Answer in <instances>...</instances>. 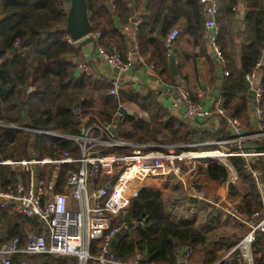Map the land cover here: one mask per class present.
<instances>
[{"label":"trees","instance_id":"trees-1","mask_svg":"<svg viewBox=\"0 0 264 264\" xmlns=\"http://www.w3.org/2000/svg\"><path fill=\"white\" fill-rule=\"evenodd\" d=\"M127 1L107 0L110 5H104L98 0H86L92 33H100L103 49L115 50L123 58L129 48L125 37L119 34L114 19L121 25L126 23L130 11ZM134 1L138 8L146 2ZM167 1L150 0L146 5L151 13L145 20L149 27L148 34L158 31L161 20L168 10L175 19L164 22L161 38L164 39L167 30L174 25L176 19L182 17L186 22L187 33L202 47L204 22L199 0H173L172 8L167 5ZM242 1L244 17L242 29L238 30L240 23L237 21V8L241 0H218L220 9L216 20L219 25V44L225 59L224 70L228 73L222 83L221 104L228 117L239 122L247 131L245 134L250 135L254 133L249 127V110L254 102L249 99L242 79L254 69L264 44V0ZM68 2V0L2 1L1 161L28 160L31 157L29 145L34 147V154L38 158L51 157L58 150H66L75 156L77 148L68 140L52 139L14 128L79 135L81 132L79 118L87 121L86 126L93 123L106 125L115 120L119 106L124 107L125 100H117L110 96L107 85H95L90 77L77 76V68L69 60L76 55L77 48L68 42L69 37L65 32ZM137 41L139 53L150 54V63L162 83L169 87L174 86L175 79L168 68V47L165 43L153 39L150 35H144L140 29ZM258 73L262 87L260 108L263 111V121L260 125L264 131V66L259 68ZM27 88L32 89L31 93H25ZM95 94L100 96L102 102L98 112L93 110L92 96ZM127 99L126 102L133 103L137 111L145 113L147 119L141 118L133 109L132 115H125L118 121L117 137L126 142L139 145L157 144L159 137L168 136V141L164 144L183 146L209 143L228 137L224 121L215 132L190 127L159 104L153 94L147 96L133 94ZM252 145L255 147V153H264V136L256 139ZM209 148L212 147H198L194 150L210 151ZM180 151L177 149V153ZM227 161L238 179L248 189V193L244 197L241 196L236 187L229 183L226 204L244 218H248L252 212H261V197L256 182L245 169V160L241 157H231ZM247 163L251 169L254 168L250 162ZM67 168L70 166L63 167L60 171L59 187ZM228 175L229 170L225 166L209 160L198 164L188 180L206 197H215L220 194L221 186L227 181ZM17 177L7 167L0 166V187L4 192L13 190ZM144 188L145 191L132 200L128 214L119 220L122 234L111 243V251L117 261L127 263L136 254H141L143 264H178L179 254L183 249H189L193 254L205 245L207 237L201 230L189 224L188 219L177 217L173 213L179 206L189 209L200 203L191 199L173 201L177 199L174 196L167 199V193L171 190H179L182 195L184 194L180 181L173 174L152 177L145 182ZM57 191H60V188H57ZM167 200H172L170 210L165 205ZM1 216L7 220L9 230L0 240V244L18 238L20 247H23L27 232H35L33 229L38 227L34 219L8 217L4 212ZM28 225L31 228L27 227ZM243 235L241 232L232 236L234 239L232 243L231 240H227L226 249L231 250ZM252 249L255 256L254 264H264L263 234L255 237ZM92 254H97L94 248ZM219 255L214 250L204 253L201 262L217 264L221 261ZM42 258L54 262L53 264L67 262L63 257ZM234 258L235 255L229 256L220 264H233ZM17 259L20 260V256Z\"/></svg>","mask_w":264,"mask_h":264},{"label":"built area","instance_id":"built-area-1","mask_svg":"<svg viewBox=\"0 0 264 264\" xmlns=\"http://www.w3.org/2000/svg\"><path fill=\"white\" fill-rule=\"evenodd\" d=\"M2 1L0 0V19L3 14ZM199 3L202 7L205 42L213 59L219 66L224 67L225 59L219 44V26L216 20L220 9L219 2L199 0ZM141 24L142 20L139 17H129L125 24L118 27L119 34L130 35L133 39L132 47L124 58L115 50L107 51L101 47L100 33L91 32L88 35L96 57L116 73V77L108 81L109 95L112 97H119L122 89L120 77L130 71L132 58L144 60L139 53L137 41ZM178 35L179 31L173 29L166 37V44L170 45ZM68 42L75 43L70 39ZM263 58L264 44L254 69L243 77L249 84V90L254 93L253 102L259 124L263 121V111L260 108L262 87L260 80L256 81L258 70L263 65ZM74 64L79 74L89 73L87 64L79 62ZM227 76L228 73L224 71L223 77ZM31 91V88H27L25 93L29 94ZM167 104L168 109L187 124L209 116V112L203 110L199 102L191 100L183 79H179L171 87ZM124 109L126 112L129 111ZM215 114L225 122V131L228 135L226 139L194 145H169L166 147L167 156L162 154V146L137 145L115 137L114 134L119 129L118 121L122 118L119 111L115 113V120L110 124H97L84 128L79 135L12 127L52 139L68 140L76 146L79 156H72L66 150H58L51 157L0 161V166L11 168L18 176L12 191L4 192L0 187L1 211L13 217L34 219L38 223L36 232L27 234L23 247H20L18 238L0 244V264H27L25 260L17 259L18 256L63 257L67 259L65 264H143L141 254H136L127 263L117 261L111 251V243L122 234L119 220L128 214L132 200L140 194L145 182L152 177L165 174L163 163L168 161L165 160L168 156L173 157L172 160L182 161L187 158L191 162L190 169L185 173L187 177L177 176L187 199L214 207L245 227L244 235L235 243L224 260L235 255V264H254L252 245L258 234L264 235V208L261 212H252L248 218H244L226 204L221 192L218 196L206 197L190 183L188 177L193 174L196 165L209 160L217 161L231 171L227 163L228 158L244 159L248 156L260 155L242 153L239 149L231 147L239 146L251 138L263 137L264 131L252 136L245 135L242 126L228 117L222 106L216 108ZM198 147L213 149L183 153ZM127 149L131 151L122 152ZM177 149L181 151L177 153ZM67 166L70 168L66 169L64 180L59 187L60 171ZM245 169L257 183L260 173L252 170L247 162ZM174 170L176 174L179 172L178 168ZM57 188H60V191H57ZM93 248L97 252L96 255L92 254ZM181 253V264H192L191 251L185 249Z\"/></svg>","mask_w":264,"mask_h":264},{"label":"crops","instance_id":"crops-1","mask_svg":"<svg viewBox=\"0 0 264 264\" xmlns=\"http://www.w3.org/2000/svg\"><path fill=\"white\" fill-rule=\"evenodd\" d=\"M98 1L104 5H110L109 2H107V0H98ZM149 3H150V0H146L144 5L138 8L134 0H128L127 5L130 10L128 18L129 17H134V18L139 17L142 20V24L140 26L141 32L144 35H150L153 39H157L160 41L162 40L163 43H165V45L168 47V53H167L168 62H169L170 56H172L175 61L177 75L175 77L171 75L175 79V83L179 79L185 80L187 92L191 100L195 102H199L203 110H205L206 112H209V116L206 119L198 120L196 122L189 123L188 125L190 127L200 128L202 130H205L206 132H215L219 128L220 123L224 121L223 119L219 118L215 114V110L219 106H222L221 90H222L223 79L225 78L223 77L225 66L224 67L219 66V64L213 59L211 52L205 42V36L203 37L202 47L198 43L194 42L193 38L187 33L186 22H185V19L182 17L176 19L174 25L171 26L167 30L165 38L162 39L161 30L164 27V22L175 19L174 17H171V12H169L168 10L165 12L162 18L163 20L162 29L160 30L159 28L158 31L155 32L154 34L152 33L148 34L149 27L145 24V20L148 19V17L151 14L150 10L146 6ZM167 5L172 8L173 0H168ZM68 9H69V2L66 7V15H67ZM109 9L112 10V7L109 6ZM243 17H244V6H243V1L241 0L237 8V21L240 23L238 24V28H237L238 30L242 29L241 23H242ZM114 22L117 28L121 25L119 24V21L117 19H114ZM173 29H177L179 31V35L174 42H172L170 45H167L166 37ZM235 29H236V25L234 26V30ZM159 31H160V34H158ZM138 35H139V32H138ZM123 37H125L126 39L127 47L129 48L127 49V52H128L130 51L132 47L133 39L130 35H126ZM74 46L77 48V53L74 57L70 58L69 60L72 61L73 63L74 62L85 63L89 67L88 74L82 75L77 72V76L90 77L95 85L105 84L109 87L108 81L116 77V73L113 69L106 66L102 61H100L96 57L95 50H94L92 43L80 45L79 42H75ZM169 51L171 53H169ZM140 55L144 58V60L139 61L136 57H133L132 62H131L130 71L127 74L120 77V80L122 82V89L120 91L119 97L116 99L125 100L124 108L128 109L129 111H132L133 109L137 111V108L135 105H133V103L126 102L128 100L127 98L131 97L133 94H136L139 96H147V94H153L157 102L168 109L167 96L169 92L171 91V87L162 83L159 76L154 71L153 66L150 63V54L147 53L143 55L140 53ZM262 61H263L262 66H264V58ZM259 80H260V75L258 73V80L256 82H258ZM92 103L94 106L93 110L95 112H98L102 107L100 96L97 94L93 95ZM137 112L141 118H143L144 120L147 119V116L145 115V113L140 112L139 110ZM170 113L178 118V116L174 112L170 111ZM93 120L94 122L96 121L95 117L93 118ZM78 121L81 124V131L84 128L97 125V123H93L89 126H86L87 121L81 118H79ZM249 127L250 129H252L254 133V134H250L251 136L261 133L263 131L261 125L257 121L254 105L249 110ZM243 131H244V134L247 132L244 128H243ZM117 133L118 132L114 134L115 137H117ZM258 138H262V137L251 138L247 140L246 142H244L243 144H240L239 146H232L231 148L237 149V150L239 149L240 152L246 153V154H260L257 156H248L247 158H244V160L254 165V168H252V170L260 173V176L257 178L256 186H257V190L261 197L262 209H263L264 208V153H255L254 152L255 147H253L252 145V143H254L255 140ZM164 139H168V136L159 137L158 138L159 142L156 145H161ZM144 145H148V144H144ZM211 149L213 148H209L208 150H211ZM28 151L31 157H37L34 154V147L32 145H29ZM1 160L2 159L0 158V161ZM229 183L233 184L236 187L237 191L239 192L241 196L244 197L247 195L248 189L238 179V177L236 176V174L233 172L232 169L231 171H229L227 181L225 182V184L224 183L223 184L226 186ZM221 193H222V197L225 198L227 194L226 187L225 189L221 188ZM202 205L203 203H199L198 205H193L190 207V211L194 210L191 215L193 216L191 217L192 219L194 218L196 209H198V207ZM2 213L3 212L0 209V240L4 238V236L7 234L9 230V227L7 225V220H5L1 216ZM6 215L8 217H13V216H10L9 214H6ZM218 215H223L227 217L228 220L234 221L233 219H231L230 217H228L222 212H219L218 214V212L215 211V212H211L210 214L211 217H215ZM191 224L199 228L197 226V223L192 222ZM27 227L31 228L30 225H28ZM237 228L240 230L239 234L241 232L243 234L245 233L246 229L243 225L237 226ZM33 230L36 232V227ZM31 232H27V234ZM230 234L231 233H229L227 236L220 237L221 239H218L219 240L218 242L216 241L213 243V244L216 243L217 245L215 246L212 245V247L210 246V243L212 242L208 240L204 246L198 248L197 252L192 254V259H191L192 264H201L202 256H204V253L213 251L211 248L220 249L221 252L219 253L221 254L219 255V258L220 260H224L227 254L230 252V248L226 249L227 247L225 244L226 243L228 244V242L226 241L231 240L230 242L232 243L234 240L232 236H229ZM184 250L185 249H183L182 251ZM181 252L179 254V258L182 255ZM20 259L25 260L27 264H53L54 263L52 261L48 262V260L43 259L42 257L31 258V257L22 256L20 257ZM231 262L232 261H230V263Z\"/></svg>","mask_w":264,"mask_h":264},{"label":"rangeland","instance_id":"rangeland-1","mask_svg":"<svg viewBox=\"0 0 264 264\" xmlns=\"http://www.w3.org/2000/svg\"><path fill=\"white\" fill-rule=\"evenodd\" d=\"M123 107V106H122ZM239 123V122H238ZM240 124V123H239ZM241 125V124H240ZM242 126V125H241ZM166 141H168V139H164L161 143V145L159 146H162L163 150L165 149L166 152H163L162 154L164 156H167L168 155V148H166L167 144H164V143H167ZM139 145V144H137ZM32 150V149H31ZM107 152H111L112 150H106ZM131 149H127V151H124L123 153H127V152H130ZM145 151H148V150H145ZM195 151L194 149H189L183 153H191ZM117 153H122V152H119V151H116ZM76 157L79 156V152L76 153L75 155ZM22 161V160H21ZM228 163V161H227ZM165 165V174H173L174 177L177 178V176H180V175H183L185 177H187V175H185V173L190 169V166H191V162L190 160H188L187 158L186 159H183L182 161H177V160H168L166 162L163 163ZM197 166V165H196ZM195 166V167H196ZM10 171H12L11 168L7 167ZM178 168V173H174V169ZM14 172V171H12ZM181 183V182H180ZM225 184V183H224ZM224 184H222L221 188L222 189H225L226 187V190L228 188V184L225 186ZM177 199H173V201H180V200H186V196L185 194H181L179 192V190H171L170 192L167 193V199H169L170 197H173ZM179 198V199H178ZM170 203H172V200H167V202L165 203L166 205V208H168V210H170ZM204 205V204H203ZM199 206L198 209H196V213L194 214V218L192 219L191 216L192 215V211H190V208L189 209H186L184 207H179L177 208V211H173V213H175L176 216H182L183 218H185L187 220L188 219V223L191 224L192 222L194 223H197V226L199 227V229L201 230V232L207 237V240H210V246L212 247V245H217L216 243L213 244L214 242H218L219 240L218 239H221L220 237H223V236H227L229 233H231L229 236H234V235H238L239 234V229L237 228V226H241L239 225L237 222H234V221H231V220H228L227 217L223 216V215H218V216H215V217H211L213 215L210 216L211 212H215L213 211L216 210L214 207H211V206ZM217 211V210H216ZM218 214H219V211H217ZM199 223V225H198ZM237 225V226H236ZM238 232V233H237ZM210 247V248H211ZM212 250L216 251L217 253L221 252L220 249H216V248H211ZM221 254V253H219ZM35 263V262H34ZM203 264V263H202Z\"/></svg>","mask_w":264,"mask_h":264},{"label":"water","instance_id":"water-1","mask_svg":"<svg viewBox=\"0 0 264 264\" xmlns=\"http://www.w3.org/2000/svg\"><path fill=\"white\" fill-rule=\"evenodd\" d=\"M69 9L66 15L65 20V32L68 35L69 39L73 42H79L80 45L91 43V38L88 35L91 34L90 18L87 11L86 0H68ZM163 27V20L161 21L159 28L160 30ZM160 34V31L158 32ZM169 53H171L169 51ZM169 71L173 77L177 75L175 61L172 56L169 57ZM243 80V87L247 92L251 100L254 99V93L249 90V84ZM79 103V102H78ZM119 113L121 116L132 115L131 111L126 112L124 108H119ZM22 115H24L22 113ZM145 188L143 187L140 193H143ZM182 259H178V264H181Z\"/></svg>","mask_w":264,"mask_h":264},{"label":"bare ground","instance_id":"bare-ground-1","mask_svg":"<svg viewBox=\"0 0 264 264\" xmlns=\"http://www.w3.org/2000/svg\"><path fill=\"white\" fill-rule=\"evenodd\" d=\"M216 156H218V154H215ZM173 159V157H171V156H168V157H166L165 158V160H172ZM163 172H165V167H164V169H163ZM236 183V182H235ZM237 184V183H236ZM239 185V184H238Z\"/></svg>","mask_w":264,"mask_h":264}]
</instances>
